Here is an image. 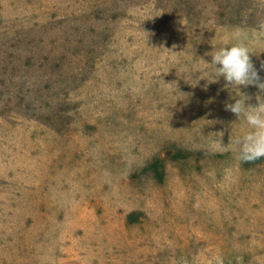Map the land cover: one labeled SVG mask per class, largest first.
Returning <instances> with one entry per match:
<instances>
[{"label":"rangeland","instance_id":"374dc122","mask_svg":"<svg viewBox=\"0 0 264 264\" xmlns=\"http://www.w3.org/2000/svg\"><path fill=\"white\" fill-rule=\"evenodd\" d=\"M240 41L259 68L264 0H0V264H264L206 55Z\"/></svg>","mask_w":264,"mask_h":264},{"label":"clouds","instance_id":"9594fccd","mask_svg":"<svg viewBox=\"0 0 264 264\" xmlns=\"http://www.w3.org/2000/svg\"><path fill=\"white\" fill-rule=\"evenodd\" d=\"M253 52L247 43L240 41L212 50L206 55L211 56L207 62L212 66L211 78L213 83L222 78L225 87L235 88L239 98L234 102L225 103V111L234 114L238 119H243L249 129L242 138L235 143L239 146L238 159L243 163H250L264 158V62L259 68L253 63ZM199 79H196V84ZM254 87L256 104L248 101L253 97L241 91L242 88Z\"/></svg>","mask_w":264,"mask_h":264},{"label":"trees","instance_id":"16d2710c","mask_svg":"<svg viewBox=\"0 0 264 264\" xmlns=\"http://www.w3.org/2000/svg\"><path fill=\"white\" fill-rule=\"evenodd\" d=\"M262 159V158H261ZM260 159V160H261ZM260 160H257V161H255L256 163L257 162H259ZM151 167H153L154 168V172L156 173V177L160 180L161 179V173L158 171V169H157V164L156 163H153V164H151Z\"/></svg>","mask_w":264,"mask_h":264}]
</instances>
